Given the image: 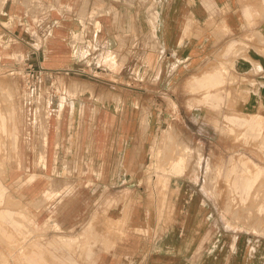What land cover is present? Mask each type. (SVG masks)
Segmentation results:
<instances>
[{"label": "crops", "instance_id": "crops-1", "mask_svg": "<svg viewBox=\"0 0 264 264\" xmlns=\"http://www.w3.org/2000/svg\"><path fill=\"white\" fill-rule=\"evenodd\" d=\"M42 6L35 16L7 0L0 11V62L18 55V62L46 68L35 87L44 91L37 116L23 117L36 119L37 127L23 129L17 142L23 177L39 170L27 194L40 208H52L62 227L115 198L119 215L128 205L132 226L150 228V235L125 230L132 237L98 253L96 264H264V236L218 221L216 194L207 192L200 174L206 145L198 144L195 152L204 158L190 166L194 173H171L168 196L151 192L145 172L151 142L169 118L162 106L173 105L182 91L205 115L213 108L204 101L206 89L192 90L191 83L195 76L204 86L221 81L218 73L202 79L215 67L245 92L229 96L225 82L214 106L253 113L251 119L229 114L227 121L262 134L264 0H42ZM143 103L150 106L146 128ZM174 131L165 136H177ZM180 132L192 148V135Z\"/></svg>", "mask_w": 264, "mask_h": 264}, {"label": "rangeland", "instance_id": "rangeland-1", "mask_svg": "<svg viewBox=\"0 0 264 264\" xmlns=\"http://www.w3.org/2000/svg\"><path fill=\"white\" fill-rule=\"evenodd\" d=\"M6 1L0 0V11ZM13 1L29 8L35 16L43 7L42 0ZM18 57H5L2 59L4 62H0V264H96L98 253L108 250L126 236L132 237L134 233L125 230L150 235V228L132 226L128 205L124 215L113 209L119 204L115 198L102 204L98 201L77 222L71 221L72 224L62 227L58 222L59 216L53 214L52 208H40L37 201L27 194L26 190L39 170L30 169L23 177L17 142L21 141L23 129L28 128L32 132L37 127L36 119L24 121L23 117L32 114V118L34 114L36 118L37 98H43L44 91L39 93L37 89L26 88L18 71ZM12 65L14 68L11 70ZM223 70L215 67L202 75L203 79L208 73H218L216 80L221 81L215 84L213 80L209 86L201 85L199 76H195L191 83L192 90L206 89L204 101L211 102L213 108L207 107L205 115L204 110L199 115L195 98H183L182 91H178L173 105L162 106V117L169 118L162 122L160 135L151 142L148 149L151 158L147 159L145 172L151 192L168 196L172 191L169 184L171 173L182 175L187 168L190 171L188 175L194 173L191 167L197 160L201 164L204 158L203 151L201 154L195 151L198 144L206 145V168L200 170V174L208 183L207 192L216 194L217 208L221 210L218 218L220 225L231 231L261 237L264 236V116L260 117L261 135L250 126H231L227 115L251 119L254 114L237 112L225 103L214 106V96L221 97L216 89L225 82L229 84V90L227 85L224 86V94L226 90L229 96L233 92H245L241 90L244 84L233 81L234 77L227 82V73ZM143 96L147 97L148 93ZM140 108L142 125L149 127L147 117L150 106L143 103ZM44 112L42 105L41 117ZM39 123L45 130V120L41 119ZM171 130H176L177 136L167 138L165 135ZM181 130L192 135L188 137L194 145L192 148L182 141ZM31 139L35 138L31 136ZM180 156L184 159H179ZM10 164L18 170H8ZM159 202L164 209L166 204L162 203L166 202Z\"/></svg>", "mask_w": 264, "mask_h": 264}, {"label": "built area", "instance_id": "built-area-1", "mask_svg": "<svg viewBox=\"0 0 264 264\" xmlns=\"http://www.w3.org/2000/svg\"><path fill=\"white\" fill-rule=\"evenodd\" d=\"M18 65V71L24 79L26 88L33 91L41 79L43 70L46 68L42 64L36 65L28 61L18 62Z\"/></svg>", "mask_w": 264, "mask_h": 264}, {"label": "bare ground", "instance_id": "bare-ground-1", "mask_svg": "<svg viewBox=\"0 0 264 264\" xmlns=\"http://www.w3.org/2000/svg\"><path fill=\"white\" fill-rule=\"evenodd\" d=\"M150 17H151V15H150ZM258 117H259V116H258ZM261 121H262V120H261ZM169 142H170V141H169ZM184 148H185V147H184ZM182 150H184V149H182ZM182 150H181V151H182ZM186 150H187V148H186ZM178 153H179V152H178ZM180 155H181V154H180ZM168 157H169V156H168ZM179 159H184V158H182V157L180 156ZM178 161H179V160H178ZM248 186H249V185H248ZM248 186H247V187H248Z\"/></svg>", "mask_w": 264, "mask_h": 264}]
</instances>
